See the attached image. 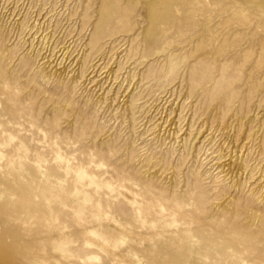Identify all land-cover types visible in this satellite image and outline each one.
Segmentation results:
<instances>
[{
    "label": "rangeland",
    "instance_id": "obj_1",
    "mask_svg": "<svg viewBox=\"0 0 264 264\" xmlns=\"http://www.w3.org/2000/svg\"><path fill=\"white\" fill-rule=\"evenodd\" d=\"M28 64L54 78L51 103L35 90L24 97H39L46 116L73 83L82 88L80 115L98 103L124 115L145 83L161 84L147 118L165 138L196 150L186 180L214 140L223 149L213 164L219 187L226 174L240 175V153L264 127V0H0V85L19 88ZM9 99L0 98L4 112L12 111ZM35 213L28 204H0V264H12L13 246H49L55 234L42 221L30 232L12 223ZM203 216L194 244L224 241L234 247V264H264V203L233 191L226 201L207 200ZM67 235L79 238L78 230Z\"/></svg>",
    "mask_w": 264,
    "mask_h": 264
},
{
    "label": "clouds",
    "instance_id": "obj_2",
    "mask_svg": "<svg viewBox=\"0 0 264 264\" xmlns=\"http://www.w3.org/2000/svg\"><path fill=\"white\" fill-rule=\"evenodd\" d=\"M21 73L19 88L0 85L6 94L0 98L11 97L12 109L0 105V204L35 207L34 215L13 225L30 232L42 221L55 236L39 252L13 246L12 264H234L231 244H194L193 236L203 230L207 200L226 201L239 191L248 204L264 203V127L240 153L237 178L226 174V182L215 185L213 164L223 149L213 140L186 180L196 150L165 138L147 118L161 84L145 83L124 115L104 103L80 115L82 88L73 83L46 116L39 97H24L35 90L51 103L46 89L54 78L32 64ZM192 179L195 191H189ZM77 230L79 238H69Z\"/></svg>",
    "mask_w": 264,
    "mask_h": 264
}]
</instances>
